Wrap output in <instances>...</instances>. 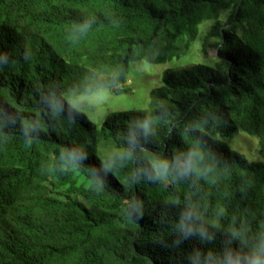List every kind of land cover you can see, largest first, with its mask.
<instances>
[{
  "label": "trees",
  "instance_id": "16d2710c",
  "mask_svg": "<svg viewBox=\"0 0 264 264\" xmlns=\"http://www.w3.org/2000/svg\"><path fill=\"white\" fill-rule=\"evenodd\" d=\"M205 22L214 66L165 69L150 110L94 113ZM262 245L264 0H0V264H249Z\"/></svg>",
  "mask_w": 264,
  "mask_h": 264
},
{
  "label": "rangeland",
  "instance_id": "374dc122",
  "mask_svg": "<svg viewBox=\"0 0 264 264\" xmlns=\"http://www.w3.org/2000/svg\"><path fill=\"white\" fill-rule=\"evenodd\" d=\"M210 27V22H205L201 25L194 45L181 59L158 64H151L146 61L132 63L129 71V80L124 85V88H128V92L117 95L113 91L102 89L91 97L85 98L91 103H96L97 108L94 113L99 114L102 111L111 110H150L156 102L151 97V91L161 86V77L165 69L191 67L197 63L214 66L218 50L210 48L207 54L202 50L204 38L210 31ZM81 101L84 103L85 100L81 99ZM257 142L256 138L241 131L239 135H235L231 144L251 158V153L257 154Z\"/></svg>",
  "mask_w": 264,
  "mask_h": 264
},
{
  "label": "clouds",
  "instance_id": "9594fccd",
  "mask_svg": "<svg viewBox=\"0 0 264 264\" xmlns=\"http://www.w3.org/2000/svg\"><path fill=\"white\" fill-rule=\"evenodd\" d=\"M67 101L70 105H75V98L71 95H67ZM204 159V153L197 146L196 150L189 153L187 157H177L174 161H155L153 167L158 175L167 178L170 171L186 172L193 168L194 164L199 160ZM139 211L138 208L135 209ZM249 264H264V245H262L250 258Z\"/></svg>",
  "mask_w": 264,
  "mask_h": 264
}]
</instances>
